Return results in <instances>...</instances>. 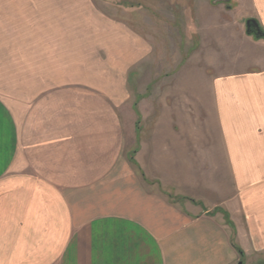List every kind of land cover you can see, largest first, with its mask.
I'll list each match as a JSON object with an SVG mask.
<instances>
[{
    "label": "crops",
    "instance_id": "1",
    "mask_svg": "<svg viewBox=\"0 0 264 264\" xmlns=\"http://www.w3.org/2000/svg\"><path fill=\"white\" fill-rule=\"evenodd\" d=\"M172 1L189 35L170 58L109 25L85 64L0 96V264L264 262V38L245 27L264 0ZM137 65L153 124L117 115Z\"/></svg>",
    "mask_w": 264,
    "mask_h": 264
},
{
    "label": "rangeland",
    "instance_id": "2",
    "mask_svg": "<svg viewBox=\"0 0 264 264\" xmlns=\"http://www.w3.org/2000/svg\"><path fill=\"white\" fill-rule=\"evenodd\" d=\"M0 6V96L9 103L26 97L29 74L49 73L51 62H66L68 70L75 63L85 64L93 43L107 40L109 25H122L128 37L142 38L151 47L152 57L170 58L189 35L174 28L177 17L172 14L180 9L172 0H0ZM186 53L183 47L180 56ZM55 58L63 61L54 62ZM158 68L154 63L146 71L154 79L153 89ZM135 69L136 74L122 73L129 77L128 89L115 97L117 115L121 124H153L157 98L146 100L141 95L140 66Z\"/></svg>",
    "mask_w": 264,
    "mask_h": 264
},
{
    "label": "water",
    "instance_id": "3",
    "mask_svg": "<svg viewBox=\"0 0 264 264\" xmlns=\"http://www.w3.org/2000/svg\"><path fill=\"white\" fill-rule=\"evenodd\" d=\"M245 26H246V32L248 34L250 32H252L255 35V37H262V38H264V31L260 28L257 20H255L253 18H248L245 21Z\"/></svg>",
    "mask_w": 264,
    "mask_h": 264
},
{
    "label": "trees",
    "instance_id": "4",
    "mask_svg": "<svg viewBox=\"0 0 264 264\" xmlns=\"http://www.w3.org/2000/svg\"><path fill=\"white\" fill-rule=\"evenodd\" d=\"M249 35H253V33L252 32H250L249 33ZM256 39H260V38H262V37H255ZM239 249V248H238ZM240 251V250H239ZM240 253H241V251H240Z\"/></svg>",
    "mask_w": 264,
    "mask_h": 264
}]
</instances>
